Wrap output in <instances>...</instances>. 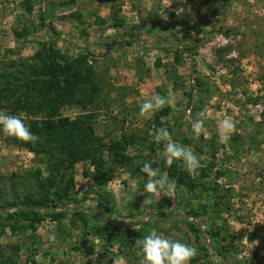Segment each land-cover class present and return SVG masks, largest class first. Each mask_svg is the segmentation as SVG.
<instances>
[{
  "label": "rangeland",
  "instance_id": "rangeland-1",
  "mask_svg": "<svg viewBox=\"0 0 264 264\" xmlns=\"http://www.w3.org/2000/svg\"><path fill=\"white\" fill-rule=\"evenodd\" d=\"M46 47L60 64L78 57L54 121L91 141L69 147L80 155L60 178L47 134L35 154L0 131V262L15 245L16 264H139L131 240L155 229L197 249L191 264H264V0H0V75L24 82ZM157 94L175 101L155 113L160 125L140 113ZM48 109L13 114L41 127ZM226 117L236 131L220 143ZM160 128L192 148L198 175L166 164ZM146 162L175 181L172 198L144 191ZM42 196L54 205L28 212Z\"/></svg>",
  "mask_w": 264,
  "mask_h": 264
},
{
  "label": "trees",
  "instance_id": "trees-1",
  "mask_svg": "<svg viewBox=\"0 0 264 264\" xmlns=\"http://www.w3.org/2000/svg\"><path fill=\"white\" fill-rule=\"evenodd\" d=\"M44 49L45 51L44 57L41 61V68L37 72L33 71L34 74H30L32 76L26 78L24 82H14L13 84H11L10 81H6L5 78L0 75V111H5L7 114H13L14 112H22L29 116L37 115L42 111L43 106L49 105L50 110H47V116L45 117L46 120L41 123L43 127H39L37 124L38 122L36 120H32L31 118H29L25 122V124L29 126L31 132L37 136L41 132L47 134L48 142L55 143L54 149L56 147H60L58 149L60 152H57V150H47L44 151V154L54 160L52 166H49V168L51 167L50 171L57 172L59 174V177L63 178L64 173H61V170L63 168L64 163H66V155L68 158L74 157V154H70L74 153V150L73 148L69 147L75 146L79 151H82V149L86 146L87 141L90 142L91 140H89L90 138H88L87 136L86 137L88 138V140H86L85 137H79L77 139V136L80 134L81 128L75 122H68L66 119L59 120L56 122L54 121L58 109L57 103H64L62 101L66 99L64 97L65 94L62 92V90H68L70 94H73L74 88L76 87V83L73 82L72 84H69V86L65 88L63 87V89L60 88L62 83H66L71 78V76H69V73L71 71L72 65L78 61V57L68 58L64 61L63 64H60L53 50H51L49 47H46ZM51 89H58V92L54 96L49 97V101L47 100L43 103H38V100H36L37 102H33V105L26 103L25 98L29 97V95L31 98H33L34 95L44 96L50 93ZM16 94H19V96H16ZM48 102L50 104H48ZM154 120L156 124L160 125L158 115H155ZM17 141L20 142L22 146L26 147L35 154H39L37 149V143L31 144L23 143L20 140ZM95 141L96 140H94V142ZM67 147L69 148V150ZM75 154L77 155L74 157V160L78 159L80 155L78 153ZM37 173L39 174V172H36V174ZM173 175L175 177L176 174ZM56 177H58V175H56ZM178 179L182 182V178ZM54 183L55 180H52L48 184L53 186ZM49 199L50 198L47 196H42L38 200H32L33 202L31 204H26L25 206L27 207V209H29L28 212H34L31 211L33 208H47L50 207V205H54L48 204ZM75 207L77 208L79 206ZM61 216L62 214L58 215V217ZM97 218L109 226H129L128 224H117V222L114 221L104 220L101 216H97ZM192 228L194 229L193 226ZM197 232L198 231L196 230V233ZM135 240L136 239L133 238L131 242L135 244ZM9 248L13 250V253L5 257L0 262V264H16L14 256H16L15 253L18 250V247L15 245H11L9 246Z\"/></svg>",
  "mask_w": 264,
  "mask_h": 264
},
{
  "label": "clouds",
  "instance_id": "clouds-1",
  "mask_svg": "<svg viewBox=\"0 0 264 264\" xmlns=\"http://www.w3.org/2000/svg\"><path fill=\"white\" fill-rule=\"evenodd\" d=\"M174 98H165L159 94L151 100H145L140 105V113L151 118L165 106H174ZM0 131L8 137H14L23 143H37L40 138L31 132L19 115L7 114L0 111ZM191 131L198 139L206 132L204 121L192 122ZM236 131L235 122L231 118H224L219 122L218 132L220 143H226L231 134ZM153 141L156 144L164 143L163 157L166 164L171 167L174 162L181 161L190 176L198 175L201 167L200 160L191 147H186L173 140L172 134L166 128H160L153 133ZM141 171L147 175L144 191L155 196L172 198L175 194V181L162 175L157 169L152 168L150 163H144ZM54 239V238H53ZM139 249L137 255L141 257L139 264H191L198 255L197 249L178 240L166 238L155 229L142 239L135 242ZM118 264V262H117Z\"/></svg>",
  "mask_w": 264,
  "mask_h": 264
}]
</instances>
